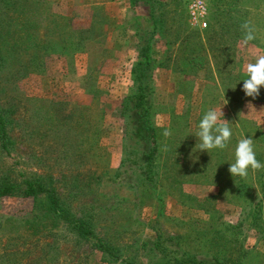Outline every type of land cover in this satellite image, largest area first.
<instances>
[{
  "label": "rangeland",
  "instance_id": "374dc122",
  "mask_svg": "<svg viewBox=\"0 0 264 264\" xmlns=\"http://www.w3.org/2000/svg\"><path fill=\"white\" fill-rule=\"evenodd\" d=\"M36 1L39 10L26 12V26L15 22L11 32L10 68L2 74L0 68V108L14 142L9 155L0 149V173L55 188L65 209L85 214L123 258L141 264L144 238L178 235L184 244L200 242L203 224L189 222L206 216L186 204L185 194L205 202L213 215L217 211L216 230L221 222L236 223L244 206L261 196L258 171L249 169L245 179L228 169L244 137L252 138L264 163V86L255 98L243 91L252 53L264 54V0H211L208 29L191 23L188 0H155L161 18L154 43V122L162 204L143 188L112 181L123 158L122 100L137 56L134 23L151 30L150 5ZM225 9L235 17L233 36L219 35L221 24L228 27L232 19ZM244 22L256 35L247 45ZM196 56L203 65L190 64ZM212 108L222 109L232 138L222 150L194 151L199 121ZM33 206L32 198L0 197V264H119L63 223L45 219L36 231L20 226L17 217ZM248 236L242 264H264V238L258 241L254 230Z\"/></svg>",
  "mask_w": 264,
  "mask_h": 264
},
{
  "label": "trees",
  "instance_id": "16d2710c",
  "mask_svg": "<svg viewBox=\"0 0 264 264\" xmlns=\"http://www.w3.org/2000/svg\"><path fill=\"white\" fill-rule=\"evenodd\" d=\"M131 2L134 5L149 4L150 15L153 18L149 26L151 30L143 27L138 19L134 23L137 56L130 71L131 89L122 100L123 158L112 181L138 191L143 188L145 194L155 197L162 204L163 193L158 187L157 178L158 131L154 122L155 73L159 67L154 43L161 18L157 14L158 5L155 0H131ZM38 5L39 1L36 0H0V57L5 62L0 67L1 74L11 66L12 45L9 38L15 22L20 23L24 28L25 15L31 10L38 11ZM225 11L232 19L227 24L228 27L221 24L224 30L219 32V35L233 36V33H237V27H234L235 17L231 14V9ZM203 60V57L196 56L192 58L190 64L203 65ZM8 120L5 111L0 108V149L7 155L11 153L14 144L10 136ZM256 180L261 191L260 198L244 206L236 223L221 222L219 230L215 229L220 220L217 211L213 215L205 202L198 200L192 194H185L186 204L189 202L190 208L199 209L206 216L204 220L189 222L192 225L203 224L196 234L197 237H201L199 245L194 243L195 239L187 242L189 244H184V239L182 241V237L178 235L165 238L162 234H158L156 238H144L140 241V246L144 252L145 264H242L248 253L246 247L248 232L254 230L258 241L264 238V169L258 171ZM6 196H20L34 200L33 210L25 216L17 217L20 226L36 231L43 225L45 219L55 224L63 223L75 231L80 238L93 241L94 246L104 252L110 262L141 264L123 258L105 235L101 234L98 226L85 214H73L65 209L57 190L44 182L31 180L23 174L17 181L0 173V197ZM160 212L165 211L160 208ZM210 228L211 232H209ZM210 237H212L210 244L205 243ZM187 238L189 239V236Z\"/></svg>",
  "mask_w": 264,
  "mask_h": 264
},
{
  "label": "clouds",
  "instance_id": "9594fccd",
  "mask_svg": "<svg viewBox=\"0 0 264 264\" xmlns=\"http://www.w3.org/2000/svg\"><path fill=\"white\" fill-rule=\"evenodd\" d=\"M244 32L243 43L247 45L256 39L255 29L249 22L241 25ZM255 62L247 63L243 79V91L246 96L255 98L260 93V87L264 86V54L252 53ZM224 115L222 109H209L204 113L198 124V130L194 134L198 138L195 150L211 152L214 149H224L232 138V130L229 124L221 120ZM165 136L170 132L165 131ZM249 169L253 173L264 169V163L256 158L253 140L250 137L241 138L234 150V162H231L228 171L233 177L247 178Z\"/></svg>",
  "mask_w": 264,
  "mask_h": 264
},
{
  "label": "built area",
  "instance_id": "2783aa9c",
  "mask_svg": "<svg viewBox=\"0 0 264 264\" xmlns=\"http://www.w3.org/2000/svg\"><path fill=\"white\" fill-rule=\"evenodd\" d=\"M211 0H188V14L191 23L201 29L208 28L210 22V7Z\"/></svg>",
  "mask_w": 264,
  "mask_h": 264
}]
</instances>
